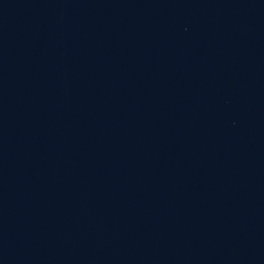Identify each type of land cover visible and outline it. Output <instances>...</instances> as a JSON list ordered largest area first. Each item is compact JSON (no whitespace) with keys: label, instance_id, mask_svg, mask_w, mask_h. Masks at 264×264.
I'll list each match as a JSON object with an SVG mask.
<instances>
[{"label":"water","instance_id":"water-1","mask_svg":"<svg viewBox=\"0 0 264 264\" xmlns=\"http://www.w3.org/2000/svg\"><path fill=\"white\" fill-rule=\"evenodd\" d=\"M0 264H264V0H0Z\"/></svg>","mask_w":264,"mask_h":264}]
</instances>
